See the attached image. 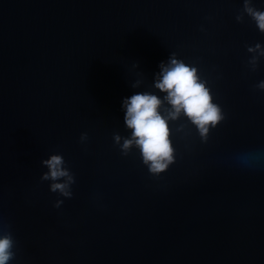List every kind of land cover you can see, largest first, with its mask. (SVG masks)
I'll use <instances>...</instances> for the list:
<instances>
[{
    "label": "water",
    "instance_id": "obj_1",
    "mask_svg": "<svg viewBox=\"0 0 264 264\" xmlns=\"http://www.w3.org/2000/svg\"><path fill=\"white\" fill-rule=\"evenodd\" d=\"M242 8L0 0V217L18 242L12 264H264V165L236 159L264 152V92L254 89L264 60L257 72L245 66L246 45H264V34L247 17L236 22ZM172 52L209 80L227 119L206 144L191 126L174 135L176 163L156 178L136 150L121 155L113 134L130 135L123 100L155 91ZM52 154L76 176L73 199L41 183Z\"/></svg>",
    "mask_w": 264,
    "mask_h": 264
},
{
    "label": "clouds",
    "instance_id": "obj_2",
    "mask_svg": "<svg viewBox=\"0 0 264 264\" xmlns=\"http://www.w3.org/2000/svg\"><path fill=\"white\" fill-rule=\"evenodd\" d=\"M246 17L264 34V10L257 8L254 0H243V8L235 20L244 24ZM206 19L210 20L211 17ZM201 31L206 29L201 27ZM246 50L250 56L245 66L257 72L264 60V45H246ZM135 67L139 65L135 64ZM159 68L151 85L155 91H139L123 100L124 124L130 135L122 136L118 132L113 134L114 143L121 155L128 157L136 150L150 175L156 178L168 172L176 163L174 135H190L191 126L196 129L201 142L206 144L212 130L227 119L223 108L216 103L209 80L201 76L198 67L186 63L178 58L177 53L172 52L168 61L161 62ZM143 85L144 80L137 79L131 86L139 89ZM254 89L264 92V80L254 85ZM181 120L186 123H179ZM177 123L179 126L174 130L172 125ZM89 139L87 132L81 133L79 143L87 145ZM236 159L245 168H257L264 165V152H247L239 154ZM42 166L48 171L41 176V183L50 182L52 193L73 199L76 176L67 166L63 155H50V158L42 161ZM63 203V199H57L54 207L59 209ZM17 253L18 242L12 225L0 217V264H12L17 259Z\"/></svg>",
    "mask_w": 264,
    "mask_h": 264
}]
</instances>
